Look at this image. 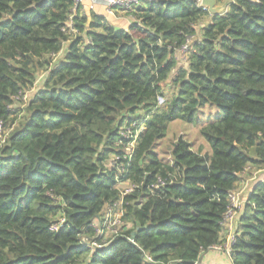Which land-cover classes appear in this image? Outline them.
<instances>
[{
    "label": "trees",
    "instance_id": "trees-1",
    "mask_svg": "<svg viewBox=\"0 0 264 264\" xmlns=\"http://www.w3.org/2000/svg\"><path fill=\"white\" fill-rule=\"evenodd\" d=\"M199 1L116 8L130 21L117 27L73 0H0V264H194L225 241L228 192L264 171V0H216L219 14ZM206 104L220 110L199 128L209 153L178 137L161 161L168 125H197ZM139 112L136 189L119 233L90 248L92 218L120 198L118 130ZM236 218L231 264H264V175Z\"/></svg>",
    "mask_w": 264,
    "mask_h": 264
},
{
    "label": "built area",
    "instance_id": "built-area-1",
    "mask_svg": "<svg viewBox=\"0 0 264 264\" xmlns=\"http://www.w3.org/2000/svg\"><path fill=\"white\" fill-rule=\"evenodd\" d=\"M85 0H73L74 7H81L87 10L95 11L96 5L100 4L104 7L106 14L115 15L116 8H128L132 4H137L142 0H88L87 7L84 5ZM188 49V42L182 45L178 49L180 59H185V53ZM161 98H158L160 101ZM161 102V101H160ZM146 115H139L132 118L129 122L124 123L120 126L118 133V140L115 142L114 154L109 162L111 167L117 170L115 176V186L119 189L120 198L116 202L108 203L104 205L102 212L94 216L91 220V226L94 227V236L91 239L83 238V242H87L90 248H99L107 245L111 237L119 233L122 226L121 217L123 215L122 211V199L125 195L136 189V185H133L130 180L126 178V170L129 168L133 155L136 140L139 134L144 132V123ZM164 181L158 178L157 183L152 185V188H157L163 185ZM229 205L223 214L222 223L224 228L227 225L232 224L237 211L240 208V200L237 191L228 192ZM65 219L63 216H59L51 223V228L56 229L58 227L65 226ZM234 233H231L225 241L214 244L209 247V249L222 252L231 264V253L232 246L234 244ZM145 258L150 261V258L145 255ZM194 264H201L199 261L194 262Z\"/></svg>",
    "mask_w": 264,
    "mask_h": 264
},
{
    "label": "rangeland",
    "instance_id": "rangeland-1",
    "mask_svg": "<svg viewBox=\"0 0 264 264\" xmlns=\"http://www.w3.org/2000/svg\"><path fill=\"white\" fill-rule=\"evenodd\" d=\"M88 2H89L88 0L84 1V5L86 7H87ZM217 5L220 6L221 4L217 3ZM96 7H95V11H96ZM90 11H92V10H90ZM107 15H109V14H107ZM121 25H122L121 27H126L128 24L125 21H122ZM62 54L63 53L57 54L53 58V62L58 63V61L62 57ZM37 84H39V83H37ZM36 87H37V85H36ZM163 90H164V94L166 97L172 96V94L174 92L172 83L170 81L165 82V84L163 86ZM34 91H35V89L32 88L28 93L29 96L31 94H33ZM162 100L163 99L161 98L160 101L162 102ZM219 115H220V110L218 108H216L213 105L206 104L205 106H203L200 109V111L197 114V118H198V124L197 125L190 124V123L180 121V120H176V121L171 122L167 127L165 137L161 141H159V143L156 145L154 152L157 154L158 158L161 161H163V162L168 161L169 155H170V148H171L172 143L178 137H182L190 143L191 148L194 151L201 152L202 154L209 153L210 147H209L208 143L200 135L199 128L201 126L205 125L206 123L216 119ZM255 172H257V171H252L251 169L246 170L247 175H241L240 176V182H242V184H243V181H245L246 179H249V184L246 187L245 193L240 194L238 192L239 200L241 202L240 207L246 200V194L250 191V187H251L252 182L256 181V179L258 180V179L262 178L264 175V171H262V173H258V172L255 173ZM253 174H256L257 176L255 175V178L250 179Z\"/></svg>",
    "mask_w": 264,
    "mask_h": 264
},
{
    "label": "crops",
    "instance_id": "crops-1",
    "mask_svg": "<svg viewBox=\"0 0 264 264\" xmlns=\"http://www.w3.org/2000/svg\"><path fill=\"white\" fill-rule=\"evenodd\" d=\"M97 7H96V13H98V14H100V15H103V16H105L106 18H107V20L111 23V24H113V25H115V26H117V27H121L122 25H121V22L122 21H125L128 25H129V23H130V21H129V19L127 18V17H125V16H116V15H107L106 13H105V11H104V7L102 6V5H100V4H98V5H96ZM105 13V14H104ZM127 27V26H126ZM137 115H143V113L142 112H139ZM258 173H262V171H257ZM257 172H255V173H257ZM241 175H247L246 174V171H244ZM240 175V176H241ZM255 175L256 174H253L252 175V177L250 178V179H253V178H255ZM257 176V175H256ZM257 180V179H256ZM239 182H240V180H239ZM251 182V181H250ZM254 182H252V184H253ZM248 184H249V179H246L245 181H243V184H242V182H240V183H238V189H237V192H239L240 194H242V193H245V191H246V187L248 186ZM252 184H251V186H252ZM240 185V186H239ZM249 193V192H248ZM247 193V194H248ZM247 194H246V196H247ZM245 202H246V200H245ZM244 202V203H245ZM244 203L241 205V207H240V209H239V211L236 213V216H235V218L236 217H238L239 215H240V213L242 212V210H243V206H244ZM234 218V220H233V222H232V224H230V225H227L225 228H224V234H223V237L224 238H227L231 233H234V231H235V226H236V222H237V219L238 218H236L235 219ZM200 263L201 264H229V261H228V259L223 255V253L222 252H219V251H215V250H213V251H208V252H206V253H204L203 255H202V257H201V259H200Z\"/></svg>",
    "mask_w": 264,
    "mask_h": 264
},
{
    "label": "water",
    "instance_id": "water-1",
    "mask_svg": "<svg viewBox=\"0 0 264 264\" xmlns=\"http://www.w3.org/2000/svg\"><path fill=\"white\" fill-rule=\"evenodd\" d=\"M199 3H200V6L204 7L205 9H207L212 14H219L222 11H224V9L226 7L225 2L219 6V5H217L216 0H200Z\"/></svg>",
    "mask_w": 264,
    "mask_h": 264
}]
</instances>
